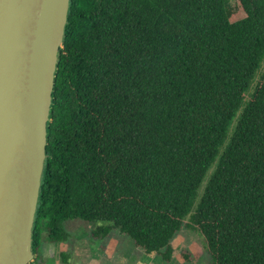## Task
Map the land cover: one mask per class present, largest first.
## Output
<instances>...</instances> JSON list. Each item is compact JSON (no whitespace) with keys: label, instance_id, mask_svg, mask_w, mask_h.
Masks as SVG:
<instances>
[{"label":"trees","instance_id":"16d2710c","mask_svg":"<svg viewBox=\"0 0 264 264\" xmlns=\"http://www.w3.org/2000/svg\"><path fill=\"white\" fill-rule=\"evenodd\" d=\"M263 60L264 0H71L31 264L69 220L168 263L186 227L210 264H264V70L220 153Z\"/></svg>","mask_w":264,"mask_h":264},{"label":"water","instance_id":"95a60500","mask_svg":"<svg viewBox=\"0 0 264 264\" xmlns=\"http://www.w3.org/2000/svg\"><path fill=\"white\" fill-rule=\"evenodd\" d=\"M71 0H0V264H31Z\"/></svg>","mask_w":264,"mask_h":264},{"label":"rangeland","instance_id":"374dc122","mask_svg":"<svg viewBox=\"0 0 264 264\" xmlns=\"http://www.w3.org/2000/svg\"><path fill=\"white\" fill-rule=\"evenodd\" d=\"M233 5V0H231ZM264 70V60L260 70L256 73L255 79L247 90L244 100L238 109L235 117L228 128L227 139L220 147V153L224 150L228 138L231 136L238 117L245 104L248 102L260 73ZM215 163L208 170L201 187L198 190L195 203L198 202L204 185L212 173ZM187 221V220H186ZM96 227L95 223H88L81 220H69L64 223V229L69 238L63 243H50L46 232H42L39 239V250L42 261L46 264H64L60 254L67 255L68 261L74 264H210V258L205 251L204 242L200 235L183 227L170 242L172 247L171 261L165 262L156 253L147 254L136 247L133 242L113 232L110 237L99 240L93 239L91 233ZM36 258V254L34 260ZM33 260V261H34Z\"/></svg>","mask_w":264,"mask_h":264},{"label":"crops","instance_id":"0c3cea01","mask_svg":"<svg viewBox=\"0 0 264 264\" xmlns=\"http://www.w3.org/2000/svg\"><path fill=\"white\" fill-rule=\"evenodd\" d=\"M64 254V253H63ZM64 261L61 259V261L64 263V264H74V259H72L73 260V262L71 263V261H68V259H67V255L65 254L64 255ZM44 262V264H46V261L44 260L43 261Z\"/></svg>","mask_w":264,"mask_h":264}]
</instances>
